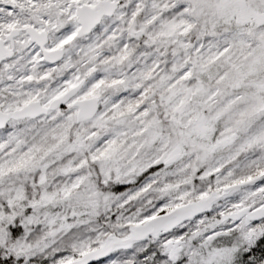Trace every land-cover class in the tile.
Wrapping results in <instances>:
<instances>
[{
	"label": "rangeland",
	"instance_id": "374dc122",
	"mask_svg": "<svg viewBox=\"0 0 264 264\" xmlns=\"http://www.w3.org/2000/svg\"><path fill=\"white\" fill-rule=\"evenodd\" d=\"M97 1L2 0L0 4V38L12 28L30 24L49 32V46L66 48V58L57 71L46 67L39 48L26 35H21L16 40L15 57L0 66L4 80L5 75L12 76L24 67L29 54L33 58L30 70L42 76L39 83L43 77H51L53 83L62 81V90H68L85 77L88 85L80 93V99L98 96L104 101L101 116L87 125L75 126L76 113L72 110L58 111L52 118L33 125L30 145L37 157L30 158V163L19 170L14 168L16 162L9 165L8 171L0 166V245L7 239L16 218L22 217V233L15 237L11 248L3 251L5 258L21 260L19 264H61L100 245L109 232L125 235L130 226L165 209L156 210L162 199H166L171 209L190 198L200 199L212 190H220L254 171L264 172V157L251 159L254 153L264 152V106L254 115L259 121L252 122L250 115L261 105L245 98L244 90L239 91L247 88L244 81H251L253 88L260 76L264 78V58L261 52H256L258 46L254 44L263 39L264 28L239 29L246 24L241 20L248 12L253 15L256 28L263 24L264 0H121V13L106 20L90 38L64 42L79 27L73 9L81 3L91 5L89 2ZM252 21L250 18L249 23ZM199 23L200 30L191 29ZM114 26L120 28L117 36L110 32ZM202 34L205 39H198ZM197 42H202L199 50L195 46ZM227 44L232 45V50ZM85 50L87 58H79ZM149 57L158 63L153 74L145 78V85L159 92L160 108L150 107L154 98L148 96L149 113L141 123L131 113L114 111L110 105L116 99L121 103L123 95L142 90V85L136 84V63L141 58L145 67ZM225 61L229 63L227 69L221 65ZM192 65L190 75L182 76L173 89L167 88ZM85 68L88 73H80ZM74 72L79 73V79ZM227 72L226 82L222 81ZM33 73L26 74L29 85H36ZM101 74L108 75L112 81L101 82ZM23 77L18 78L19 84L25 82ZM4 85L7 93L1 94L0 85V110L17 109L34 95L24 84L18 90L10 80ZM233 86L236 91L228 94L231 91L225 88ZM12 91L18 92L17 102L12 101ZM34 96L33 100L47 105L51 92L46 87ZM160 112L171 123V132H164L159 123ZM66 116H70L68 123H60ZM215 118L218 121L223 118L215 132L217 138L235 130L240 135L239 140L231 143L232 148L210 157L207 144L203 145L202 141H210L209 119ZM27 126L22 127L21 133ZM21 133L18 135L13 130L14 136L2 143L0 163L4 156L14 159L16 152L25 147L29 138L26 136L22 143ZM105 139L108 147L93 152V145ZM223 147L218 145L219 150ZM175 153H180L182 160L160 169L157 178L147 181L141 189L137 183L144 178L143 173ZM236 156L244 158L240 165L243 167L227 168L226 164ZM109 182L124 189L114 196L101 194ZM35 186H39V194L34 201L33 193L38 192ZM28 187L35 191L30 194ZM129 204L133 206L127 209ZM249 204L264 205V183L254 194L242 195L218 207L155 245L144 244L102 264H170L166 251L152 259L144 256L150 249L162 252L164 242L170 238L187 242L180 258L182 264H232L231 255L237 261L244 244L249 245V251L237 264H264V240L258 242L251 237L264 230V222L216 228L227 211ZM28 207L31 209L25 213ZM98 212L102 214L100 218ZM205 242L209 243L205 248L208 254L198 261L201 243L204 247Z\"/></svg>",
	"mask_w": 264,
	"mask_h": 264
},
{
	"label": "water",
	"instance_id": "95a60500",
	"mask_svg": "<svg viewBox=\"0 0 264 264\" xmlns=\"http://www.w3.org/2000/svg\"><path fill=\"white\" fill-rule=\"evenodd\" d=\"M117 9L118 4L111 2V0L101 1L94 7L83 5L77 8V16L80 24L77 37L82 38L89 35L94 28L101 23L104 17L113 16ZM20 32V30H13L10 35L7 36L6 40H0V64H2L5 60L14 57V39L19 36ZM26 32L30 36L31 41L37 43L42 48L45 61L54 64L63 59L64 51L45 50V45L48 43V34L46 32L39 33L34 28H27ZM7 42L12 43L11 49L6 47ZM84 84L85 81L83 80L76 88L72 89L66 95L53 100L48 107L43 106L39 101H35L13 112H0V130L5 129L7 124L12 120L19 121L28 118L36 119L42 115H47L51 111L61 108L82 89ZM98 103V98L77 102L75 106L79 108L78 122H84L93 118L98 111ZM178 158L179 157L176 156L168 161V163L175 162ZM261 178L262 177H257L250 181L236 184L226 188L222 194L211 193L199 202H191L187 205L178 207L168 214H164L150 220L144 226L137 227L129 236L125 238L110 235L107 238L106 243L101 248L91 251L82 256L80 259L74 260L69 264L97 263L105 260L108 256L118 250H129L134 245L146 241L150 237H157L160 233H167L183 222L192 220L203 213L209 212L217 202L229 197L245 187L256 184L261 180ZM249 211L250 208L244 209L239 213L232 215V219L239 220L245 215H247L250 221L264 219V208L253 213H250ZM168 247L171 250L172 260H175L179 252H181L179 243H176L175 246H173V244H169Z\"/></svg>",
	"mask_w": 264,
	"mask_h": 264
},
{
	"label": "trees",
	"instance_id": "16d2710c",
	"mask_svg": "<svg viewBox=\"0 0 264 264\" xmlns=\"http://www.w3.org/2000/svg\"><path fill=\"white\" fill-rule=\"evenodd\" d=\"M92 3V2H89ZM113 31H117V28H114ZM153 59H149L148 62L146 63V66H143L142 63V59L139 58L138 62L136 63L137 65V69L138 71L135 72V76H136V81L140 82L142 81V79L144 78V74L146 72H152V68H151V61ZM153 62V61H152ZM179 77H182V74L179 75ZM16 79V76H6L5 80H2L0 82V84H6V81L8 82V80L10 81H14ZM103 80L106 83L111 82V78L108 75H105V77L103 78ZM136 82V83H138ZM49 83L48 79H45L43 81L44 86H47V84ZM21 84H18L17 86H15V90H18V86ZM171 86V85H170ZM171 88V87H170ZM149 87L148 86H144V92L149 91ZM7 93L6 89L3 87V89L1 90V94H3L5 96V94ZM18 92H14L12 91V101L16 102V95ZM149 93V92H148ZM56 94V93H54ZM147 95L148 94H139L137 92L132 93L131 95H123V101L119 104V109L118 111H120L121 113L126 112V113H131L132 116L136 119H138L139 122H144L145 118L147 117V114L149 112V101L147 100ZM151 105V104H150ZM155 107H157V105L155 104ZM160 108V107H157ZM117 111V110H116ZM117 111V112H118ZM158 120L161 121V123L163 124V119H164V114L163 112L158 113L157 115ZM14 136L13 131L12 130H7L5 132H0V146L2 145V143L5 141V139H7L8 137L12 138ZM109 143V142H107ZM31 152V148L29 147V145L26 144V146L24 148H22L20 151L16 152V156L14 159L10 160L7 157H3L2 158V163H4V165L1 163V167L6 168L8 167L11 163L16 162L14 168H17V170H19V168H23L25 166H27L30 162L29 159L30 157H28V154ZM21 158V159H20ZM13 168V169H14ZM148 172L145 173V175H147ZM143 180V181H142ZM141 183L145 184L147 181H144V179H141ZM122 189V188H119ZM118 191V188H116L115 186H111V188H107V190L105 192H108L111 196ZM163 212V211H162ZM21 218L16 220V225L12 228L9 229L10 233L6 239V243H4L2 246H0V264H19L21 262V260L19 261H15L13 258H11L10 260H5L3 259V251L5 250L6 247H12L15 243V237L17 236V234L19 235L21 230V227L19 226V223L21 222ZM7 249V248H6Z\"/></svg>",
	"mask_w": 264,
	"mask_h": 264
},
{
	"label": "flooded vegetation",
	"instance_id": "af4514ba",
	"mask_svg": "<svg viewBox=\"0 0 264 264\" xmlns=\"http://www.w3.org/2000/svg\"><path fill=\"white\" fill-rule=\"evenodd\" d=\"M237 168H239V167H237ZM238 172V171H237ZM244 180V178H240V179H237L236 181H234V182H232V183H229V184H227V185H225L221 190H223L225 187H227V186H229V185H231V184H235V183H239V182H241V181H243ZM247 191H249L248 192V194H254V192L252 191V189H248ZM238 194H236V196H237ZM235 199V195L234 196H232L230 199ZM230 199H228V200H226V202L227 201H229ZM239 208V207H238ZM237 209V208H236ZM236 209H234V210H236ZM234 210L233 211H227L226 213H225V217H224V225H226V226H231V227H235L236 225H243V224H245L246 222H245V220H240V221H238V222H234V221H231L230 220V214L232 213V212H234ZM239 210V209H238ZM237 211V210H236ZM171 234H169V236H170Z\"/></svg>",
	"mask_w": 264,
	"mask_h": 264
}]
</instances>
